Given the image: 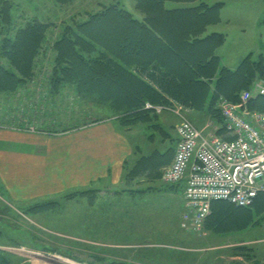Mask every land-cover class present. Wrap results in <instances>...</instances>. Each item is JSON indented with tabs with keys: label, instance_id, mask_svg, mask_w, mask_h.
Returning <instances> with one entry per match:
<instances>
[{
	"label": "rangeland",
	"instance_id": "1",
	"mask_svg": "<svg viewBox=\"0 0 264 264\" xmlns=\"http://www.w3.org/2000/svg\"><path fill=\"white\" fill-rule=\"evenodd\" d=\"M97 1L107 2L76 0L63 5L56 0H11L13 17L18 19L16 27L13 24L16 30L34 19L53 24L48 31L46 51L41 54V58L46 57L44 72L38 73L37 80L42 81L48 75L53 61L52 44L61 31L62 23L86 19V11L100 10L96 6ZM220 1L226 4L222 12L223 23L218 27L227 35V43L220 50L223 64L237 67L250 54L255 60L264 56V0ZM121 2L137 18L141 16L135 2ZM168 3L170 7L179 6L175 2ZM2 22L0 32L3 36L5 28ZM46 89L47 86L36 81L15 95L0 94V128L10 129L16 123L21 130L34 128L37 131L55 122L59 129L68 128L78 123L80 116H91L94 121L95 116H100L95 113L100 105L108 108V116L124 118L125 114H116L109 104H96L95 99L77 95L74 87H62L59 93H49ZM244 91L248 90H243L236 102L220 96L214 110L223 118L224 102L239 107L241 111L256 112L250 109L249 103L242 104ZM165 106L181 109L180 114L190 121L192 111L208 115L205 123L210 130L208 134L202 132L205 136L213 134L223 139L235 138L227 129L226 137L218 134L222 127L226 128L224 118L220 123L212 114L197 111L177 100H170ZM90 108L93 110L91 114ZM168 112L180 120L177 130L181 116L170 111H152L150 116L154 118L151 122L135 123L133 119L122 122L124 126L134 125L143 129H139V135L145 133L150 138L163 135L164 138V131L156 130V127L159 129L160 119ZM41 119L49 122L47 127L41 126ZM153 122L158 123L157 126L149 127ZM142 139L140 137L139 141ZM141 160L126 176L123 189L113 193L121 195L108 192L98 198L102 192L78 190L45 193L36 202H11L5 199L9 191L7 186L0 184V197L4 198L0 201V253L10 264H264V194L259 196L249 214L241 211L246 217L239 215L242 219L235 222L236 227L209 228L206 222L200 232L189 233L181 228L180 195L168 196L156 185L139 183L149 173L145 167L140 170L137 166ZM170 166L163 170L162 181ZM248 217H253L252 223ZM88 221H92L91 228L86 226Z\"/></svg>",
	"mask_w": 264,
	"mask_h": 264
},
{
	"label": "trees",
	"instance_id": "2",
	"mask_svg": "<svg viewBox=\"0 0 264 264\" xmlns=\"http://www.w3.org/2000/svg\"><path fill=\"white\" fill-rule=\"evenodd\" d=\"M56 1L64 5L76 0ZM132 1L141 14L138 18L121 0H107L97 1L100 10L86 11V19L62 23L52 44L48 75L39 81L37 75L44 72L46 62L41 54L46 51L53 24L34 19L16 30L13 3L0 0V21L5 28L3 36L0 32V94L15 95L37 81L47 86L49 93L74 87L82 98L109 104L116 114H125L122 120L135 123L154 118L152 110L145 109L147 103L165 105L170 100L206 111L223 123L214 110L218 98L236 102L256 79L264 81V56L254 61L250 55L236 70L221 66L216 51L226 43L227 35L208 34L207 28L221 21L224 3L168 9V2L192 4L198 0ZM249 104L251 110L264 112V97ZM225 129L218 131L221 137H226ZM152 160L143 158L137 166L142 169ZM259 196L249 208L214 202L208 227H236L240 216L246 217L241 211L249 214ZM248 218L252 223L253 217ZM0 264H10L1 253Z\"/></svg>",
	"mask_w": 264,
	"mask_h": 264
},
{
	"label": "crops",
	"instance_id": "3",
	"mask_svg": "<svg viewBox=\"0 0 264 264\" xmlns=\"http://www.w3.org/2000/svg\"><path fill=\"white\" fill-rule=\"evenodd\" d=\"M200 3L208 5L224 3L221 9V21L207 28L208 34L223 33L218 30L223 23L222 12L226 7L223 1L198 0L192 4L178 3L179 6L174 7L166 3V7L184 8L197 6ZM222 47L217 49L216 53L221 59V66L228 69L236 70L248 57L237 67L223 64L220 55ZM250 55L254 61H257L253 54ZM104 106L96 107L95 113L100 116H95L94 121L91 116H80L77 118L78 123L68 128H57V122L51 123V128L49 126L34 132L0 128V184L7 186L9 190L5 199L11 202H36L45 193L57 194L78 190L102 192L98 194L99 198L106 195L105 193L113 194L123 189L126 176L131 169L141 159L154 157L144 165L149 173L146 175L145 171L146 176L144 175L145 178L139 183L156 185L168 196L179 194L182 199V220L185 212L186 182L169 186L161 179L163 170L174 161L178 144L176 125L180 120L168 112L163 116V121L160 119L159 124L150 123L149 127L155 128L158 124L159 129L156 127V130L165 133L164 138L163 135H152L153 140L145 133L139 135V129L143 131L139 126H124L119 115L108 116L109 110ZM92 111L90 108L89 114ZM203 115L195 111L190 112V117L197 128L208 134L210 128L205 123L208 115ZM40 121L42 127L49 123L42 119ZM140 137L143 139L139 141ZM3 200L4 198L0 197V201ZM91 223L92 221L86 222L87 228H91Z\"/></svg>",
	"mask_w": 264,
	"mask_h": 264
},
{
	"label": "built area",
	"instance_id": "4",
	"mask_svg": "<svg viewBox=\"0 0 264 264\" xmlns=\"http://www.w3.org/2000/svg\"><path fill=\"white\" fill-rule=\"evenodd\" d=\"M259 96L264 97L263 80L255 81L250 90L241 94L242 104ZM145 109L178 114L181 110L151 103ZM222 115L227 131L235 138L205 136L180 114L174 161L165 171L163 181L169 186L186 182L181 228L189 233L203 229L214 202L226 201L249 208L264 193V112L241 111L223 102ZM12 129L21 130V127L14 124Z\"/></svg>",
	"mask_w": 264,
	"mask_h": 264
}]
</instances>
